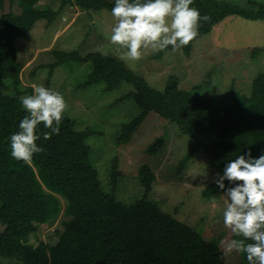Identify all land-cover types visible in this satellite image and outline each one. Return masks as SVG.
<instances>
[{
    "label": "trees",
    "instance_id": "trees-1",
    "mask_svg": "<svg viewBox=\"0 0 264 264\" xmlns=\"http://www.w3.org/2000/svg\"><path fill=\"white\" fill-rule=\"evenodd\" d=\"M37 1L17 0L19 14L0 16V257L20 264H224L217 240H203L186 222L176 220L148 200L155 176L147 164L163 137L145 149L147 160L136 171L142 194L129 205L115 197L116 183L122 175L116 160L110 168L108 186L100 184L97 170L89 163L86 142L94 132L88 127L76 129L75 119L62 115L59 134L48 140L43 138L42 133L48 130L41 123L36 130L40 139L35 143L44 152L35 154L30 163L12 158L10 136L19 131V123L27 114L18 99L25 90L20 82L22 64L17 39L30 32L37 21L45 20L50 25L57 14L50 8L36 7ZM114 3L60 0L58 8L67 4L85 11L111 12ZM2 7L0 0V10ZM190 7L211 17L199 22V34L193 41L231 16L250 23L264 22V5L260 4L239 8L221 1L194 0ZM191 42L180 48L185 55L190 52ZM51 52L55 61L48 66V76L65 63L89 62L91 72L82 87L97 82L104 84L105 91L120 83L133 87L131 97L138 114L120 127L116 149L128 148L132 134L152 113L188 138L190 150L178 161V170L195 158L202 169L222 173L228 159L249 149L254 157L264 151V74L253 78L247 96L232 94V104L216 101L214 106L210 99L179 89L178 79L173 76L157 91L114 57L97 52L81 56L75 50ZM202 187L200 195L206 201L224 196L213 181ZM60 199L65 204L62 219L57 218ZM54 223L58 227L42 240V227Z\"/></svg>",
    "mask_w": 264,
    "mask_h": 264
},
{
    "label": "rangeland",
    "instance_id": "rangeland-1",
    "mask_svg": "<svg viewBox=\"0 0 264 264\" xmlns=\"http://www.w3.org/2000/svg\"><path fill=\"white\" fill-rule=\"evenodd\" d=\"M16 1L3 0L0 16L19 14ZM214 1L239 8L250 7L252 3L264 5V0ZM59 6L60 0H38L36 7L57 11L55 18L50 25L45 20L37 21L30 32L17 39L18 59L22 64L20 82L25 90L23 95L33 94L34 85L62 94L68 110L62 115L75 119L76 129L88 127L94 132L86 140L90 149L89 163L97 170L103 188L108 186L110 168L116 160L117 170L122 175L116 183L115 197L125 205L142 194L136 171L147 160L145 149L155 139L163 137L156 155L147 164L155 176L148 200L176 220L186 222L201 234L203 240H217L219 247L221 239L239 238L233 236L223 223L226 196L206 201L200 195L202 186L213 181L217 173L202 169L195 158L189 161L185 169L176 168L178 161L190 150V143L170 123L151 113L132 134L129 147L116 149L120 127L138 114L130 84L120 83L110 91L104 90L102 82L82 87L91 72L89 62L65 63L54 68L49 76L48 66L55 61L51 49L62 52L75 50L85 56L96 53L97 46L103 45L105 55L123 62L126 68L157 91H161L167 79L173 76L178 79L179 89L200 99H210L214 106L216 101L230 105L232 94L247 96L253 78L264 74V22L250 23L231 16L217 25L218 31L213 28L209 34L191 42L188 55L183 49L172 51L168 48L157 52L149 45L142 48L138 61H132L121 60L107 39L116 23L110 11H85L67 4L59 9ZM171 19L170 16L166 18L169 26ZM214 33H221V36L215 39ZM224 33L232 37L226 38ZM238 35H246L247 38ZM6 91H10L9 85ZM60 201L61 212L57 218L62 219L65 217V204ZM55 227H58L57 223L44 225L42 240H46ZM222 258L224 264H246L247 260L244 254L235 252L228 257L223 254ZM0 261H3L2 264H20L3 257H0Z\"/></svg>",
    "mask_w": 264,
    "mask_h": 264
},
{
    "label": "clouds",
    "instance_id": "clouds-1",
    "mask_svg": "<svg viewBox=\"0 0 264 264\" xmlns=\"http://www.w3.org/2000/svg\"><path fill=\"white\" fill-rule=\"evenodd\" d=\"M193 3L194 0H115L111 14L116 23L107 39L121 60L138 61L142 48L149 45L157 52L169 46L176 51L198 36L200 21L211 19L190 7ZM169 16L170 26L166 24ZM96 51L106 54L103 45H98ZM33 88V94L18 97L27 114L19 123V131L10 136L12 158L25 163L44 152L35 143L40 139L36 134L40 124L48 130L42 133L45 140L58 135L62 114L67 110L58 91L36 85ZM213 182L227 198L223 223L233 236L239 237L220 240L224 256L241 253L247 264H264V151L254 157L249 149L228 159Z\"/></svg>",
    "mask_w": 264,
    "mask_h": 264
},
{
    "label": "crops",
    "instance_id": "crops-1",
    "mask_svg": "<svg viewBox=\"0 0 264 264\" xmlns=\"http://www.w3.org/2000/svg\"><path fill=\"white\" fill-rule=\"evenodd\" d=\"M214 28H215L214 30L218 31V26H217V27H214ZM230 33H233V32H230ZM224 35H225L226 38H228V37H232V35H230V34H228V33H226V34L224 33ZM220 36H221V33H219V34L214 33V38H215V39H218ZM238 36H240V37H242V38H246V37L241 36V35H238Z\"/></svg>",
    "mask_w": 264,
    "mask_h": 264
}]
</instances>
